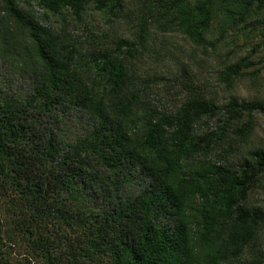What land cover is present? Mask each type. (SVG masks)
Returning a JSON list of instances; mask_svg holds the SVG:
<instances>
[{"label": "trees", "instance_id": "1", "mask_svg": "<svg viewBox=\"0 0 264 264\" xmlns=\"http://www.w3.org/2000/svg\"><path fill=\"white\" fill-rule=\"evenodd\" d=\"M34 4L62 18L130 14L139 34L85 46ZM0 12L24 39L27 85L0 89V264H264V201H251L264 147L249 144L264 94L218 102L180 61L179 101L159 109L135 65L159 24L206 51L257 26L264 38V0H0ZM254 65L238 56L217 77L231 90ZM70 112L80 130L68 136Z\"/></svg>", "mask_w": 264, "mask_h": 264}, {"label": "rangeland", "instance_id": "2", "mask_svg": "<svg viewBox=\"0 0 264 264\" xmlns=\"http://www.w3.org/2000/svg\"><path fill=\"white\" fill-rule=\"evenodd\" d=\"M23 6L29 8L27 5ZM31 8L35 15L40 17L43 25L63 30L82 41L85 46L108 45L111 47L118 38L134 39L135 35L139 34L134 27L136 21L130 14V19L118 18L88 7L79 18L72 15L62 18L56 14L43 13L42 8L36 4ZM8 24L6 19L0 18V89L24 92L27 88L26 79L23 77L25 72L17 68L19 61L16 59L18 39L21 38L22 42L24 39L22 40L15 30H10L13 27L7 26ZM210 41L214 44L217 42L215 34L211 36ZM29 47L31 48L30 44ZM242 55H249L259 71L255 79L246 75L230 90L219 80L217 71L224 62L232 61ZM137 57L135 62L137 72L154 87L155 94L150 97V103L159 109L170 108L179 101L180 96L176 97L172 92V80L175 74H179L180 61L189 63L188 68L194 72L197 82L218 102H224L230 94L243 96V98L264 94V38L261 35L260 26L243 32L228 33L218 42L216 50L209 48L206 51L203 47L191 43L181 33L164 30L159 24L148 31L146 40L142 46H139ZM73 117H75L73 112L65 115L68 136L76 135L80 130V127L75 125ZM213 120L208 127L214 128ZM201 125L205 127V122ZM253 126L249 144L253 147H264V117L259 114L254 115ZM263 194V190L256 189L251 196V201H264Z\"/></svg>", "mask_w": 264, "mask_h": 264}]
</instances>
